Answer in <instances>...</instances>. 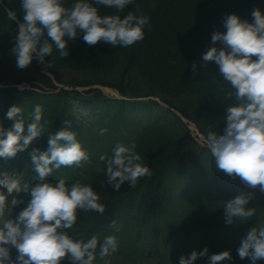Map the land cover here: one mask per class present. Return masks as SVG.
Wrapping results in <instances>:
<instances>
[{"label": "trees", "instance_id": "trees-1", "mask_svg": "<svg viewBox=\"0 0 264 264\" xmlns=\"http://www.w3.org/2000/svg\"><path fill=\"white\" fill-rule=\"evenodd\" d=\"M13 2V10L23 21L21 0ZM67 2L70 6L73 0H65V5ZM98 7L102 15L115 11ZM256 8L264 13V0H158L156 4L151 0H135L120 15L123 17L131 11L137 16L149 17L151 28L145 27L142 41L127 48H113L102 41L89 47L81 34L74 42L69 41L67 58H60L54 50L55 66L47 68L50 74L42 70L43 64L37 58L38 64L31 72L16 68L9 57L15 44L5 35V39H0V84L7 86L0 88L1 125L8 128L10 119L6 113L12 106H28L25 122H31L37 104L43 106V121L47 124L45 133L28 149L15 158H0V172L5 169L10 174L22 175L25 182L34 183L36 174L30 153L37 148L46 151L49 136L67 127L77 133L92 163L82 168L61 167L49 179L64 178L69 185L75 181L90 184L100 195V202L106 206L103 214L78 213L74 227L85 238L116 232L111 226L115 220L117 228L125 227L121 230L125 237L130 228L160 233L159 238L172 249L163 250L157 264H179L182 256H189L193 251L202 252L205 248L208 254L200 256L194 264H210L209 257L223 251H229L232 258L221 264H264V260L241 259L238 255L247 232L254 226H264V193L246 188L238 178L217 172L214 166L211 170L206 168L204 158L212 162L208 149L196 142L181 117L169 108L156 101L116 100L106 97L97 88L84 91L76 88L103 83L131 97L159 96L195 122L205 136L209 128L222 133L226 127L223 122L226 108L233 103L224 98L229 86L222 80L214 61L208 62L207 67L198 61L210 47H222L219 41L213 45L211 36L215 31L226 32L223 26L226 15L236 14L253 22L252 12ZM53 57H46L45 62H52ZM194 63L195 72L191 67ZM24 81L37 89H18L17 85ZM56 82L73 89H59ZM65 120L71 124L66 126ZM100 129H107V132L101 136ZM133 138L136 151L153 175L141 178L134 188L125 183L116 191L106 183L103 173H97L98 157L101 154L110 156L117 142L128 143ZM178 164H190L188 167L195 168L197 181L194 184L207 187V193L193 197L195 199L186 205H173L161 195ZM242 193L252 196L246 207L256 208V215L249 221L226 224L223 203ZM13 195L25 201L12 210L15 218L31 197L23 192ZM171 214L184 223L173 225L170 233L163 232L153 221L164 222ZM157 245L155 242L154 247Z\"/></svg>", "mask_w": 264, "mask_h": 264}, {"label": "clouds", "instance_id": "clouds-1", "mask_svg": "<svg viewBox=\"0 0 264 264\" xmlns=\"http://www.w3.org/2000/svg\"><path fill=\"white\" fill-rule=\"evenodd\" d=\"M134 2L73 0L66 6L65 0H21L22 22L15 11L5 9L8 18L18 24L12 49L17 67L27 68L34 57L45 64V70L54 67V50L60 58H67L69 41L74 42L81 34L89 47L102 41L113 48H127L142 41L145 27L151 28L149 17L131 11L120 15ZM98 6L115 11L102 15ZM252 16L253 22H249L236 14L226 15V32L215 31L211 36L212 44L219 41L222 47H210L198 62L205 67L213 61L218 65L222 80L229 86L224 98L233 101L226 108L223 132L209 128L204 140L215 170L264 193V13L256 8ZM48 56L53 57L50 63L45 62ZM191 67L195 72L196 64ZM43 115V106L37 104L31 122L26 124L23 108L12 106L6 117L15 120L14 125L8 130L0 125V158H15L45 133L47 121H43ZM64 124L70 125L71 121L65 120ZM106 132L100 129L99 135ZM136 148L133 138L128 143L117 142L110 156L98 157L97 173H103L106 183L116 191L125 183L134 188L141 178L153 175ZM30 159L36 174L34 183L25 182L20 174L4 173L0 178V264H61L64 259L71 264H94L97 258L109 264L107 258L118 250V238L108 235L101 241L97 234L85 238L74 227L81 211L105 212L100 195L90 184L75 181L69 185L64 178L49 179L61 167L82 168L92 163L77 133L65 127L51 134L48 149H33ZM21 192L31 198L14 218L12 210L25 201L13 194ZM251 199V195L242 193L224 202L226 224L251 220L256 215V208L246 207ZM111 226L119 230L115 220ZM12 248L17 252L15 259ZM207 254V248L193 251L182 256L179 264H194ZM238 255L241 259L264 260V226H254L247 232ZM231 258L229 251H223L209 260L210 264H221Z\"/></svg>", "mask_w": 264, "mask_h": 264}, {"label": "rangeland", "instance_id": "rangeland-1", "mask_svg": "<svg viewBox=\"0 0 264 264\" xmlns=\"http://www.w3.org/2000/svg\"><path fill=\"white\" fill-rule=\"evenodd\" d=\"M68 75H72V73H67ZM58 84V83H57ZM117 90H115V89H112V88H110L109 87V89H107V90H105V92L107 93V94H110V95H114V96H117V92H116ZM200 143H202V142H200ZM16 251V249L15 248H12V251H11V255H12V257H13V259H15L16 258V255H17V252H15ZM126 252L128 253V255H129V250L127 249L126 250ZM16 253V254H15ZM131 256V251H130V255H129V257ZM108 259V258H107ZM98 263H104V261H101V260H99V258H97V260H96V264H98ZM110 264H117V262L115 261V262H112V260L110 261ZM122 264H125V261L122 263Z\"/></svg>", "mask_w": 264, "mask_h": 264}]
</instances>
